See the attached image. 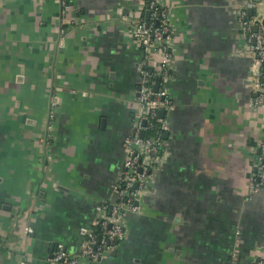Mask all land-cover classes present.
<instances>
[{
	"label": "crops",
	"instance_id": "1",
	"mask_svg": "<svg viewBox=\"0 0 264 264\" xmlns=\"http://www.w3.org/2000/svg\"><path fill=\"white\" fill-rule=\"evenodd\" d=\"M247 1H161L174 28L165 162L125 239L91 264L264 257V189L249 191L264 120L236 20ZM254 1L250 14L264 16ZM68 4L63 18L58 0H0V264H48L58 244L79 251L80 229L116 199L139 69L156 72L132 36L147 0Z\"/></svg>",
	"mask_w": 264,
	"mask_h": 264
},
{
	"label": "built area",
	"instance_id": "2",
	"mask_svg": "<svg viewBox=\"0 0 264 264\" xmlns=\"http://www.w3.org/2000/svg\"><path fill=\"white\" fill-rule=\"evenodd\" d=\"M161 1L148 0L149 17L136 18L132 22V36L142 44L145 62L149 63L153 58H157V62L155 64L154 60V73L146 67L139 69L141 84L131 134L125 138L123 168L112 186L116 199L99 206L98 215L91 225L80 229L78 252L71 253L63 244H58L48 264H91L105 252L117 249L126 237L127 213L141 210L140 200L149 191L155 173L165 162L166 144L162 135L167 121L159 117V111L162 108L169 110L172 106L167 83L172 79L174 28L168 10ZM58 2L64 18L69 10L68 0ZM257 6L254 0L237 6L236 20L252 55L250 81L256 94L252 105L262 112L264 120V25L259 17L250 14V10ZM51 117H54L53 112ZM153 126L157 128L155 134L146 136ZM254 159L249 183L251 195L264 189V138L257 143ZM235 242L238 243L239 239ZM237 257V252L233 251L230 264H237ZM252 264H264V257L256 258Z\"/></svg>",
	"mask_w": 264,
	"mask_h": 264
},
{
	"label": "trees",
	"instance_id": "3",
	"mask_svg": "<svg viewBox=\"0 0 264 264\" xmlns=\"http://www.w3.org/2000/svg\"><path fill=\"white\" fill-rule=\"evenodd\" d=\"M147 3H148V0H147ZM148 10V9H147ZM146 12V11H145ZM144 12L143 14V18H146V13ZM147 19V18H146ZM157 128L155 126H153L150 130L147 131V134L146 136H152L155 134Z\"/></svg>",
	"mask_w": 264,
	"mask_h": 264
},
{
	"label": "water",
	"instance_id": "4",
	"mask_svg": "<svg viewBox=\"0 0 264 264\" xmlns=\"http://www.w3.org/2000/svg\"><path fill=\"white\" fill-rule=\"evenodd\" d=\"M250 13L252 14V10H250ZM149 14H150V12L147 10V11H146V18L149 17ZM259 18L262 20V23H263V25H264V16H261V17H259ZM139 89H140V87H139ZM139 89H138V91H139ZM160 115H161V116L164 115V110H161V111H160Z\"/></svg>",
	"mask_w": 264,
	"mask_h": 264
}]
</instances>
